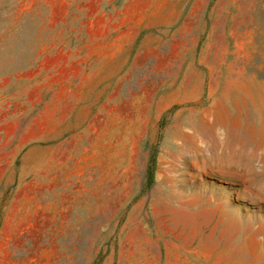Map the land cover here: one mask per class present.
I'll return each mask as SVG.
<instances>
[{
	"label": "rangeland",
	"instance_id": "1",
	"mask_svg": "<svg viewBox=\"0 0 264 264\" xmlns=\"http://www.w3.org/2000/svg\"><path fill=\"white\" fill-rule=\"evenodd\" d=\"M0 264H264V0H0Z\"/></svg>",
	"mask_w": 264,
	"mask_h": 264
}]
</instances>
